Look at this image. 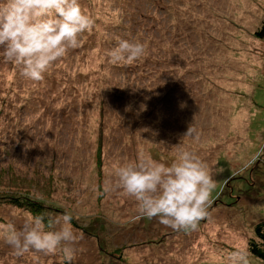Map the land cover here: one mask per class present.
<instances>
[{"label":"rangeland","instance_id":"374dc122","mask_svg":"<svg viewBox=\"0 0 264 264\" xmlns=\"http://www.w3.org/2000/svg\"><path fill=\"white\" fill-rule=\"evenodd\" d=\"M80 4L94 27L43 81L0 57V223L70 213L83 234L73 264H227L236 249L263 264L248 240L264 220V0ZM118 39L144 54L113 63ZM189 126L198 135L184 136ZM180 150L214 173L198 230L136 219L134 197L105 191L117 163L144 154L170 165ZM0 264L65 261L17 256L0 233Z\"/></svg>","mask_w":264,"mask_h":264},{"label":"clouds","instance_id":"9594fccd","mask_svg":"<svg viewBox=\"0 0 264 264\" xmlns=\"http://www.w3.org/2000/svg\"><path fill=\"white\" fill-rule=\"evenodd\" d=\"M94 19L80 0H0V57L13 63L24 78L40 82L47 70L70 49L80 45L82 33L91 31ZM145 52L139 41L118 39L110 52L113 63H131ZM198 135L189 126L184 136ZM105 191L122 189L138 204L136 219L158 218L174 231H196L208 218L210 195L215 188L211 167L194 151L180 150L170 164L141 154L135 161L117 163ZM70 213L60 215L28 213L18 228L0 223V233L17 256L62 254L65 264H73L83 234L71 225ZM246 249H236L227 256V264H249Z\"/></svg>","mask_w":264,"mask_h":264},{"label":"trees","instance_id":"16d2710c","mask_svg":"<svg viewBox=\"0 0 264 264\" xmlns=\"http://www.w3.org/2000/svg\"><path fill=\"white\" fill-rule=\"evenodd\" d=\"M258 34L264 36V27ZM248 251L254 258L264 264V220L255 224L253 236L248 240Z\"/></svg>","mask_w":264,"mask_h":264},{"label":"bare ground","instance_id":"6f19581e","mask_svg":"<svg viewBox=\"0 0 264 264\" xmlns=\"http://www.w3.org/2000/svg\"><path fill=\"white\" fill-rule=\"evenodd\" d=\"M225 13V12H224ZM238 128V127H237ZM237 131H238V129H237Z\"/></svg>","mask_w":264,"mask_h":264}]
</instances>
